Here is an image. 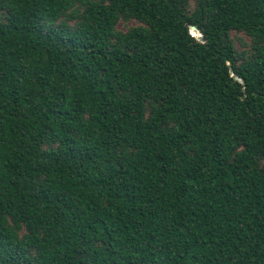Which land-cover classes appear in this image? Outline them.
Returning <instances> with one entry per match:
<instances>
[{"label":"trees","instance_id":"trees-1","mask_svg":"<svg viewBox=\"0 0 264 264\" xmlns=\"http://www.w3.org/2000/svg\"><path fill=\"white\" fill-rule=\"evenodd\" d=\"M0 264H264V0H0Z\"/></svg>","mask_w":264,"mask_h":264},{"label":"rangeland","instance_id":"rangeland-1","mask_svg":"<svg viewBox=\"0 0 264 264\" xmlns=\"http://www.w3.org/2000/svg\"><path fill=\"white\" fill-rule=\"evenodd\" d=\"M135 25H137V22L134 20L130 22H121L119 24V29L127 30L130 26H135ZM195 35L198 36V34H195ZM233 37L235 38L236 46L239 50H246L250 47L249 45H250L251 40L243 33L234 32Z\"/></svg>","mask_w":264,"mask_h":264},{"label":"water","instance_id":"water-1","mask_svg":"<svg viewBox=\"0 0 264 264\" xmlns=\"http://www.w3.org/2000/svg\"><path fill=\"white\" fill-rule=\"evenodd\" d=\"M191 28H192V32L198 34V38L201 39L202 35L200 34V30L198 29V27L195 25H192ZM238 79L241 80L240 78H238Z\"/></svg>","mask_w":264,"mask_h":264}]
</instances>
